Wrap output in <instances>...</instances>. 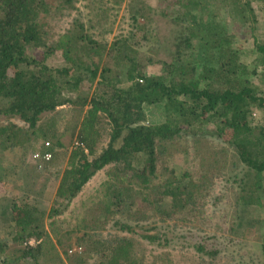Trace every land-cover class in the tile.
Here are the masks:
<instances>
[{"label": "trees", "instance_id": "1", "mask_svg": "<svg viewBox=\"0 0 264 264\" xmlns=\"http://www.w3.org/2000/svg\"><path fill=\"white\" fill-rule=\"evenodd\" d=\"M119 1L88 0L87 7L96 13ZM75 2L0 0V181L20 170L31 177L26 153L48 151L50 159L32 158L33 167L57 182L51 200L31 197L13 180L20 197L0 194V230L14 244L5 254L8 242L0 239V264H169L164 251L144 261L137 245H163L159 222L194 221L218 159L221 168H242L235 204L237 225L246 228L249 210L264 199V93L250 81L260 69L264 78V33L241 49L228 20L200 0H175L178 7L158 13L145 0H129L132 30L109 44L77 19L53 38L45 19L70 14ZM224 3L242 22L254 6L264 11V0ZM56 53L59 66L48 61ZM152 104L163 106L164 120L146 124ZM63 105L69 109L60 125L50 113ZM66 134L77 145L69 148ZM16 148L20 157L11 159ZM105 167L98 199L65 219ZM194 248L211 259L217 253Z\"/></svg>", "mask_w": 264, "mask_h": 264}, {"label": "rangeland", "instance_id": "2", "mask_svg": "<svg viewBox=\"0 0 264 264\" xmlns=\"http://www.w3.org/2000/svg\"><path fill=\"white\" fill-rule=\"evenodd\" d=\"M173 1L175 0H145L149 6L154 7L156 13L159 12L160 7L170 9L178 7V5L173 4ZM200 2L206 4V8L211 13H218V15L220 13L221 18L225 21L228 20L230 29L235 34V43L239 48H251L255 37L260 39L263 35L264 11H260L254 5L252 13L248 12L245 21L242 22L239 16L233 19L229 15L228 8L224 3L226 0H200ZM87 3L88 0H76L75 8L71 10L70 14L60 15L58 13L45 19L53 38H57L59 34L68 29L73 19L83 22L88 33L90 32L93 36L92 38L98 41H106L107 44L118 35H126L129 30H132L129 0H120L118 3L108 2L104 9H98L96 13L89 12ZM139 20L141 21V19ZM37 51H34V53L38 54ZM243 60L249 62L251 59L248 56H243ZM48 61L53 66H59L62 59L56 53ZM151 71L157 72V67H151ZM260 72L251 76L250 81L259 91L264 93V78L262 79ZM84 83L86 84L85 87H88L87 83ZM68 109L69 105L59 106L50 114L58 119L61 125ZM164 113L161 104L146 105L144 123L161 122L164 120ZM254 114V116H257V113ZM4 120L3 117H0V122ZM12 121L18 123V125L21 124V121L17 118H12ZM207 138L213 142L217 149L223 145L216 138L209 136ZM40 140V138L35 140L37 146L40 144ZM61 140L67 144L70 137L66 134ZM72 143L77 145L75 142ZM73 145L70 142L68 147L70 148ZM229 152L228 150V156L230 155ZM29 154L26 153L24 162L27 165L26 170L33 168L31 177L23 179L22 170L18 171L15 176L9 175V177L0 181V194L6 197H17L22 191L20 192L13 183L22 182L25 191L28 193L30 190L28 194L31 197L35 196L37 199L48 197L51 200L57 182L49 179L47 173L40 172L39 169L34 170V161ZM9 155L11 159L18 158L20 157V150L16 148L9 152ZM219 160L217 162L219 172L217 171L213 176L210 189L202 198L203 205L201 208L199 207L197 217L189 224L159 222L157 231L167 239L162 240V246L148 244L145 240H140L137 246L143 249L144 261L152 260L155 255H161L164 251L169 264H264V199L261 200L259 206L249 210L250 218L248 220L250 223L246 225V228L237 225L241 220L240 214L242 213L238 212L240 207L235 204V198L241 190L239 177L242 168L233 169L230 162H227L221 168L222 160ZM106 168L97 171L83 186L64 212L63 217L65 219L70 220L76 215H81L85 207L90 204V200L95 201L98 199L99 190L97 186L105 177ZM55 169L53 168L52 171H55ZM52 171L49 172L51 173L50 176H53ZM11 180L14 182L11 183ZM106 226L107 230L112 231L110 224ZM0 239L8 242V248L4 253L13 252L14 244L10 242L9 236L5 235L3 230H0ZM197 243L204 244L207 248L216 249L215 257L211 259L209 256L196 251L194 246ZM74 249L79 250L77 247ZM162 256L164 257V255ZM61 260V264H67L64 258Z\"/></svg>", "mask_w": 264, "mask_h": 264}, {"label": "built area", "instance_id": "3", "mask_svg": "<svg viewBox=\"0 0 264 264\" xmlns=\"http://www.w3.org/2000/svg\"><path fill=\"white\" fill-rule=\"evenodd\" d=\"M45 144H47V143H45ZM75 144H77V142L75 141ZM50 157H51V153L50 152H48V151H45V152H34L33 154H32V158L33 159H41V160H43V161H48L49 159H50ZM29 243H34V241L31 239L30 241H29Z\"/></svg>", "mask_w": 264, "mask_h": 264}]
</instances>
